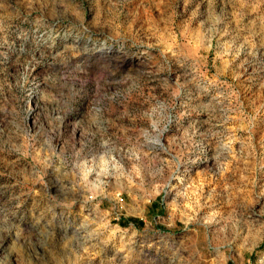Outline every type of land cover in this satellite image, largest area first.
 <instances>
[{
	"label": "rangeland",
	"instance_id": "374dc122",
	"mask_svg": "<svg viewBox=\"0 0 264 264\" xmlns=\"http://www.w3.org/2000/svg\"><path fill=\"white\" fill-rule=\"evenodd\" d=\"M0 264H264V0H0Z\"/></svg>",
	"mask_w": 264,
	"mask_h": 264
},
{
	"label": "trees",
	"instance_id": "16d2710c",
	"mask_svg": "<svg viewBox=\"0 0 264 264\" xmlns=\"http://www.w3.org/2000/svg\"><path fill=\"white\" fill-rule=\"evenodd\" d=\"M136 221V220H135Z\"/></svg>",
	"mask_w": 264,
	"mask_h": 264
}]
</instances>
